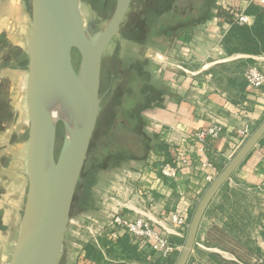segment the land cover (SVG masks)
Here are the masks:
<instances>
[{"label": "crops", "instance_id": "obj_1", "mask_svg": "<svg viewBox=\"0 0 264 264\" xmlns=\"http://www.w3.org/2000/svg\"><path fill=\"white\" fill-rule=\"evenodd\" d=\"M245 6L246 0H215L199 21L143 44L155 88L160 91L144 112L154 136L152 157L156 162L143 163L136 170L129 165L100 173L92 207L82 198L72 215L58 264H170L157 255L148 259L127 234L110 239L105 227L112 225L115 211L128 217L159 219L181 210L190 220L210 184L205 174L216 177L245 142L240 130L250 125L252 133L263 121L264 85L249 87L244 73L251 64L264 71V52L230 51L225 45L231 28L226 12L234 19ZM249 16V24L243 25L254 23L255 17ZM31 21L26 0H0V48L10 40L19 43L21 50L22 45L27 47ZM211 125L221 126L222 131L218 137L207 138L206 156L212 166L203 168L194 135ZM177 149L189 151L193 166L175 180L165 179L160 161L174 158ZM7 176L0 178V264H9L19 235L28 190L27 155L25 166L23 163L13 177ZM251 218H264V137L209 204L197 234V243L205 248L197 253L194 250L189 264L240 263L243 258L231 245L242 240L238 227L251 225ZM83 226L96 234L97 242ZM171 239L182 246L185 238L172 234ZM246 263L250 264V259Z\"/></svg>", "mask_w": 264, "mask_h": 264}, {"label": "water", "instance_id": "obj_2", "mask_svg": "<svg viewBox=\"0 0 264 264\" xmlns=\"http://www.w3.org/2000/svg\"><path fill=\"white\" fill-rule=\"evenodd\" d=\"M81 0H31L27 38L26 102L29 118L28 190L19 235L9 264H58L73 205L101 110L103 53L119 33L132 0H118L115 12L97 35L86 29ZM80 68L73 64V50ZM66 80L74 127L57 153V122L47 109L48 76ZM264 137V119L220 170L199 199L174 264H188L202 218L214 196Z\"/></svg>", "mask_w": 264, "mask_h": 264}, {"label": "rangeland", "instance_id": "obj_3", "mask_svg": "<svg viewBox=\"0 0 264 264\" xmlns=\"http://www.w3.org/2000/svg\"><path fill=\"white\" fill-rule=\"evenodd\" d=\"M142 1L132 0L119 33L103 53L101 110L92 137L91 150L89 149L76 191L73 213L79 209L82 198H86L87 207H92L95 183L100 173L129 165H133L131 169L136 170L143 163L156 162L153 158L154 136L144 113L148 109L144 107L147 97L150 95L157 97L156 92L155 94L150 93V90L145 92V88H155L150 58L143 47V44L153 37L147 34L145 36L140 8ZM117 3L118 0H81L83 21L92 36L105 28L115 12ZM26 7L30 14L31 0H26ZM157 29L158 26L155 30ZM153 32L151 29V33ZM18 45L19 43L10 40L9 44L6 43L0 48V178L2 175L13 177V173L26 163L29 140L25 89L28 54L25 44L22 45V50ZM72 58L78 70L81 58L76 49L73 50ZM56 130L58 153L66 132L65 123L59 121ZM146 138H150L147 143ZM106 161L108 166L102 168L101 165ZM1 190L3 188L0 184V193ZM250 222L251 225L238 227L239 238L243 241L231 245L233 252L243 258L238 259L240 263L236 264H247L246 261L249 259L250 264H264V218L257 221L251 218ZM198 243L196 240L195 253L199 251L198 249L205 248L204 244ZM177 256L178 254L170 262L174 264ZM206 261V256H202V262Z\"/></svg>", "mask_w": 264, "mask_h": 264}, {"label": "built area", "instance_id": "obj_4", "mask_svg": "<svg viewBox=\"0 0 264 264\" xmlns=\"http://www.w3.org/2000/svg\"><path fill=\"white\" fill-rule=\"evenodd\" d=\"M257 5L264 10V0H246V6ZM234 21L238 24H249L250 16L241 11L238 13ZM244 76L251 88H259L264 85V71L257 65L251 64L245 70ZM222 131L221 126L211 125L206 129L199 130L195 133V138L199 142L200 164L203 168L212 166V163L206 156V140L210 137H218ZM250 125H246L240 130L242 142H244L251 134ZM174 158L163 159L160 161L159 169L163 178L168 180H175L185 170L193 166L194 159L189 151L177 149L174 152ZM215 179L212 173L205 174V181L209 184ZM189 217L187 213L181 210H175L159 219H150L145 215L135 217L124 216L115 211L112 215V225L105 227L107 236L115 240L123 234H127L132 242L137 245L140 252L146 253L147 258L151 259L157 255L163 259L171 260L181 250V245H178L171 239V235H177L182 238L186 237L187 229L189 226ZM82 228L87 227L83 226ZM81 228V229H82ZM77 234L80 236V230ZM93 235V240L97 242L96 234L89 229Z\"/></svg>", "mask_w": 264, "mask_h": 264}, {"label": "trees", "instance_id": "obj_5", "mask_svg": "<svg viewBox=\"0 0 264 264\" xmlns=\"http://www.w3.org/2000/svg\"><path fill=\"white\" fill-rule=\"evenodd\" d=\"M214 1L149 0L147 3L146 0H143L140 8L142 9V26L145 30V36L146 34L152 37L168 35L177 29L188 26L190 23L199 21L203 15L206 16L208 14L209 7L212 6ZM245 13L255 17L252 25L238 24L234 21L233 14L231 15L229 11L226 12L231 22V28L225 36V45L230 51L242 50L256 54L264 52V10L257 5H250L245 9ZM156 26H158L157 31L155 30ZM151 29L154 30L153 33H151ZM146 90H150V93L154 94L156 92L157 97L148 96L147 101L144 103L145 108L151 107L155 103L159 98L160 92L153 87L145 88V92ZM149 140L150 138L147 139L146 143ZM107 166V161L101 165L102 168H106ZM88 251L90 252V249ZM170 264H173V262L171 261Z\"/></svg>", "mask_w": 264, "mask_h": 264}, {"label": "bare ground", "instance_id": "obj_6", "mask_svg": "<svg viewBox=\"0 0 264 264\" xmlns=\"http://www.w3.org/2000/svg\"><path fill=\"white\" fill-rule=\"evenodd\" d=\"M49 96L47 109L53 123L62 121L68 129L74 127V112L69 98L67 97V82L58 73L48 76L46 81Z\"/></svg>", "mask_w": 264, "mask_h": 264}]
</instances>
